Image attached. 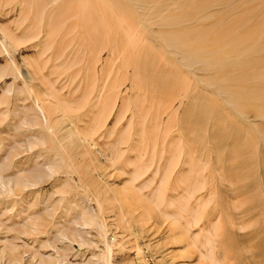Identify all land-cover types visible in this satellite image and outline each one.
Segmentation results:
<instances>
[{"label":"bare ground","instance_id":"obj_1","mask_svg":"<svg viewBox=\"0 0 264 264\" xmlns=\"http://www.w3.org/2000/svg\"><path fill=\"white\" fill-rule=\"evenodd\" d=\"M250 1L252 0L248 3ZM262 1L264 4V0ZM234 2L235 0H228L223 4L228 8ZM257 2L260 3L258 0ZM214 3H198V0H190L189 3H185V0L16 1L21 6L18 17L21 23L12 31L2 30L3 37H0V54L10 56L8 62L0 68V82L7 77L13 79L10 84L6 83V87L2 84L4 90L0 95V107L5 105L6 110L0 111V125L8 127L11 123L14 133L11 140L6 142L5 135L3 137L5 129H2L4 132L0 131V151L6 147L5 154L0 157V201L6 204L25 202L29 196H37L41 185L51 180H54L53 188L59 198L45 204L41 212L30 213V206L28 211L22 209V212H26V220L18 228L15 225L8 227L4 225L7 223L0 221V234L3 229V233L15 231L13 238L5 233L4 238L0 237V256H6L9 264H24L23 253L28 251V244H18L17 239L21 235L38 239L44 234H49L50 237V233L54 231L53 240L40 241L43 247L55 249V255H40L39 264H71L62 250H71L74 243H78L81 248H94V243L86 235H90L97 226H102L105 233L101 238H104L103 250L111 252V248L121 245V241L118 235L111 234L108 237L106 234L108 223L104 222V216L108 212H118L121 215L119 228H140L142 235L155 232L161 228L157 226L168 219V230H173L174 235L177 230L184 228L181 225L185 218L183 212H189L188 226L192 219L194 222L202 220L206 213L208 220H211V216L218 211L228 210L226 198L213 200L200 197L195 206H190V197L185 203L180 202L176 216L167 211V206L174 205L173 200L167 201L168 191L175 189L170 186L169 180L173 166L179 161L183 151L172 153V143L186 139L195 142L198 149L201 145L206 148V129L201 130V121L210 122L214 118L223 122L222 131L218 135L224 133L226 138L233 136L236 130L237 133L244 134L247 128L244 122L234 120L211 100L201 107L199 80L194 79L192 82L186 73L179 72V65L175 60L172 63L176 67L162 66V60L157 58L152 42V39H156L175 49L182 55L185 65L194 66L196 71L215 72L217 75H212V79L206 78L207 83L220 87L227 94L229 103L238 94L241 100L247 98L251 104L253 99L248 94L251 93L253 97L254 92L259 89L251 87L249 89L252 92H249L247 85V94L242 93L241 89L239 93H235L232 86L226 83L228 78L222 79L220 75L229 68L236 71L243 68L241 63H249L252 57L256 61V54L264 51V47L257 41L250 42L252 39H249L251 36L248 34L231 36L226 40L232 34L228 29L222 31L224 33L219 37L213 38L210 37V32L201 31V27L191 28L190 23L201 21L203 13L214 7ZM248 3L243 4L247 6ZM154 7L160 15L157 22L172 31H160L158 37H154L153 31H150L149 38H146L140 30V25H145L141 22L140 11L143 8L153 10ZM175 9H181V12L174 14ZM246 15L251 14L246 13L245 17ZM30 19L33 23L26 25L25 22ZM254 22L253 20L252 23ZM43 36L47 38L45 42ZM37 39H43V43H40V46L43 45L41 50L38 49ZM28 46L34 48L38 55L24 57L20 63L16 54ZM51 49L56 53V62L52 65V56L47 55ZM79 64L81 65L76 69ZM242 72V75L234 77L233 82L240 85L252 81L264 83V71ZM18 80L22 81V85L17 82L21 86L16 88L15 82ZM15 92V104L10 106L12 102L8 100V96ZM263 99L264 95L261 97ZM245 107L246 105H239L238 108L242 119L249 116L246 112L248 107ZM129 113L131 115L128 118ZM10 116H15L17 122L6 123ZM114 116L113 127L107 129L108 120ZM255 116L264 118L260 114ZM123 121L126 125L119 131L118 127ZM193 125L196 127L193 128ZM106 131L110 136L118 134V138H113L114 141L104 148L97 141V136L103 137ZM172 137L176 138L169 142ZM251 145H258V142L252 140ZM167 146L168 162L166 160L162 165L161 158L166 153ZM129 149L137 151L135 160L130 161L129 156H126ZM242 152V149L237 150L238 155ZM220 155L218 162L224 159V154ZM240 165L246 168L244 164ZM254 165L256 162L252 159L248 167L252 168ZM129 166L132 171L128 169ZM11 170L14 174L10 175L8 173ZM151 172L153 177L144 187L149 188L156 179L159 183L156 182L155 191L151 195H146L142 184L137 185L138 187L136 184ZM63 175L64 180L60 177ZM123 176L126 179L124 182L120 181L112 186V179L119 180ZM243 176V179L251 181V188H257L259 176L256 173L251 176L245 172ZM199 180L201 183L193 184L189 190L192 195H196L200 188L204 189L207 185L203 178L198 177L195 181ZM222 181L226 179L223 178L220 182ZM230 187L235 192L242 190L233 185ZM75 195L81 196L80 203H77L78 197L76 200ZM260 207L264 210L260 200L254 198L245 209L238 210L249 214ZM62 213L66 216L63 222L58 220ZM59 214L61 215L58 216ZM231 225L235 226L233 222ZM208 232L204 236L207 253L203 256H209L215 249L229 248H218L224 243V239H220L216 226H212ZM225 237L231 238L232 235L225 230ZM198 242L195 239L193 241L196 246ZM59 243L63 245L59 246ZM110 255L105 253L97 259L109 264L112 259ZM163 258L158 259L156 264L162 263ZM146 263L147 261L142 264Z\"/></svg>","mask_w":264,"mask_h":264},{"label":"rangeland","instance_id":"obj_2","mask_svg":"<svg viewBox=\"0 0 264 264\" xmlns=\"http://www.w3.org/2000/svg\"><path fill=\"white\" fill-rule=\"evenodd\" d=\"M16 1L17 0H0V37H3L2 30L7 29L8 31H12L17 27V25L21 23V21H19L18 19L21 11V6L16 4ZM189 1L190 0H185V3H189ZM192 1L197 2V0ZM202 1H205L207 3L211 2V4L217 1L218 4L214 3V7L210 8L209 11L204 12V16L201 18V21H192L190 23L191 28L195 29L197 27H201V31H207L208 33L210 32V37L213 38L219 37L224 33L222 31L228 29L230 33L232 32V34L229 35L230 37H227L226 40H229L231 36L238 37L239 35L248 34L249 36H251L249 39H252L250 42L257 41V43L259 42V44L262 43L261 46L264 47V32H262V30H264V14H262L264 11V4L262 0H258L260 1V3H258L257 0H252L254 3L252 1L248 3L249 0H235L234 4L232 6H228V8L226 7V4H223L228 0H198V3ZM239 2H241L242 4ZM243 3H248V5L245 6L246 4ZM252 3L254 6L252 5ZM151 5L153 4L151 3ZM24 7H27V5L24 4ZM249 9H251L253 12ZM180 12L181 9H175L174 14ZM244 12L245 14L247 13L251 15H246L245 17ZM159 16V11L155 7L153 10L143 8L140 11L141 22L145 23V25H140V30L146 36V38H149L148 33L150 31H153L154 37H158L160 31H172L171 28L161 26L157 22V18ZM248 16L249 18H253L255 22L252 23L253 20L251 21ZM32 23V19L25 22L26 25ZM256 24L258 27L256 26ZM251 26H254V28ZM250 27L253 29H251ZM260 31L263 33L262 36L260 34ZM43 38L45 42L46 37L43 36ZM42 41L43 39L41 41L37 39V44L39 43L38 49L40 50L43 46H40V43ZM207 41L210 42L209 38H207ZM152 42L155 47V54L157 58L159 60H162V66L176 67L172 63V61L175 60L176 62H178L179 72L186 73V75L191 78V81L194 79L199 80V88L202 91L201 107L209 104V100H211L213 103L222 107L225 112L229 113V115L233 117L234 120L244 122L247 128V131H244L245 135L237 133L236 130L235 132H233V136H228L230 138H226V136H224V133L218 135V133L222 131L223 122H221L220 119L214 118L210 122L201 121V130L206 129V148L201 145L198 149V145L195 142L187 141L186 139H182L181 141L172 143V153L176 152L177 150L183 151L179 156V161L173 166V172L169 180L170 186L175 187V189L174 191H168L167 201L168 199H170L171 201L173 200L174 205L167 206V211L172 216H176L178 214V206L180 202L185 203L190 197L192 200L190 206H195V202L200 197H205V199L212 198L213 200H223L224 198H226L228 199V210L226 212L218 211L217 213H215V215L211 216V220H208V216L206 213L205 217H203L202 220L194 222L192 219L188 226V217L190 218V216L188 215L189 212H183L182 214L185 218H183V223L181 225L182 227L184 225V228H180L179 230H177L176 234L174 235H172L173 230H168V219H166L165 222H161L157 226L161 228H158L155 232H152L154 234L150 233L142 235L140 233V228H135L132 226L125 229L119 228L121 219V217L119 218V216L121 215L118 212H108L104 216V222L107 221L108 223V226H106V234L108 235V237L112 236L113 234L120 236L121 245H115L113 248H111V252L103 250L102 245L104 238H101L104 237L105 233L102 230V226H97L93 230V232L90 233V235H86L87 238L91 240L92 243H94V248H90V246H84L83 248H81L78 243H74L75 245L73 244V248L71 250H62V252H65V257H67V260L69 262L71 261V264H106L104 261L102 262L97 259L98 256L104 255L105 253L111 254L110 256L112 257V259H110L111 262L108 261V263L110 262L109 264H142L145 261H147L146 264H156L157 260L163 257V261L160 264H264V210L261 209V207L255 208L249 214L243 213L244 210H238L242 208L245 209L246 206H248L249 202L254 198H258L264 207V118H257L255 116L256 114L264 115V99L261 100V97L264 95V83L262 82L258 84L252 81L251 83L240 85L233 82L234 77L240 76L242 75V73H244L242 72V70H247L249 73L250 70H256V72L264 71V59H262L264 58V51L256 54V61H253L252 57L249 62L250 64L247 62L241 63L243 68H239L237 69V71L234 68H232L233 70L229 68L228 70H226V72L223 71L224 74L223 72L221 73L220 77H224L225 79L228 78L226 83H228L229 86H232V91L235 93H239L241 89L242 93L247 94L246 88H248L249 92H252L249 89L251 87L260 90H256L253 97L251 96V93L248 94L253 99L251 100V104L249 103L247 98L241 100L238 94H236V99L229 103L227 101V94L224 93L223 90L220 89V87H218V89L216 86H212L211 84L208 85L207 83L206 78L208 79V77H210V79H212L214 77L212 75H217L215 72L207 73L202 70L196 71L194 66L190 67L185 65V62L182 60V55L176 52L175 49L163 45L161 41L156 39H152ZM55 44L57 47V41L55 42ZM50 51L51 52H49V54L47 55L52 56V65L56 62V53L54 49H51ZM34 53L36 54L34 55ZM37 55L38 52L34 48H31V46H28L24 47L20 52H18V54H16V59L17 61L22 63L24 57H35ZM9 58L10 56L8 54H0V68L5 65L6 62H8ZM44 59L46 60L47 58L44 57ZM80 65L81 64L77 65L76 69H78ZM252 67L253 69H251ZM258 68H260V70ZM181 76L185 77L183 74H181ZM198 77H201V81ZM4 80L0 82V95L4 90V87H6L7 84H10L13 81L12 78L8 77ZM17 82H19L20 84L22 81L20 82V80H18L15 82L16 88L22 85V83L21 85H18ZM2 84L4 85V87ZM245 86L247 87L245 88ZM11 96L12 98H10ZM11 96H8V100L12 102L10 103V106H14L16 101V92ZM239 105H246L245 108L248 107L246 112H248L249 116L247 119H242L241 111L238 110ZM4 106L5 105H2L0 107V111L6 110V107ZM256 111H259L260 113H256ZM130 115L131 113L127 115L128 118ZM128 118L126 121H128ZM17 120L18 119L15 116H10L8 122L6 121V123H10L11 121L12 123H16ZM109 120L107 123V129L113 127L115 116L111 117ZM10 125L8 127H5V125H0V131H3V128L5 129V132L3 131L4 133H1H3V137L5 135L4 138H6V142L8 139L11 140L14 134L12 131L13 125L11 123ZM125 125L126 123L125 121H123V123L118 127V130L120 131L122 130V128L124 129ZM238 126L241 127V124H239ZM195 127L196 125H193V128ZM248 132H250L249 135H252L251 137H249ZM28 134H30V131ZM176 135L177 134H175V136ZM107 137H109L110 140ZM111 137L112 139H116L118 138V134L110 136L106 131V134L103 137L97 136V141L102 147L105 148L108 147L109 143H112L114 141V139L111 140ZM192 137L194 138V136ZM173 138L174 137H172L169 142H171ZM252 140L257 141L258 145H251ZM238 149L243 150L240 155L237 154ZM1 151L0 157L2 158L3 154H5L6 152V147H4V150ZM165 152L166 153H164L161 158L162 165L166 160L168 162L169 146L166 147ZM220 154H224V159L222 160V162H218V159L221 156ZM136 155L137 151H131L130 149L126 154L127 157L129 156L130 161L135 160V158L137 157ZM252 159L255 160L256 165H254L253 167L251 166L252 168H250L248 167V163H250ZM240 163L244 164L246 168H243ZM128 169H131V167L129 166ZM245 172L246 174L251 176L254 173L259 176V179H257L259 180L257 188H251V181L248 179H243V175ZM8 174H14V171L11 170ZM152 175L153 172L149 173L148 175L144 176L142 180H139V182H137L136 184V186H140L142 184L141 186L143 187V193H146V195L147 193L148 195H151V193L155 191V186L157 185L156 182L159 183V180L156 179L155 182H153L154 184L150 186L152 188L144 187L147 181H150L152 179ZM60 177L63 180L65 179L64 175ZM198 177H200L201 179L203 178L204 183H207V185L204 189L200 188L199 191H197L199 193L196 192V195H192L189 192L191 186L196 183H201V180L195 181L196 179H198ZM223 178L226 179V181L220 182L221 180H223ZM125 180L126 179L123 176L119 180L112 179L110 183L112 184V186H114L115 184L120 183V181L124 182ZM53 182L54 180H51L42 184L40 189H38L39 192L37 196H29L28 200H26L25 202L6 204L0 201V221H3V224L7 223L4 224L6 226L15 225V227L18 228L20 227V224H23L26 220V212H22V209L27 210V208L30 206V213L41 212L45 204L47 205L53 201H56L59 196L57 192L54 191ZM232 185L237 188H242V190L239 192H235L233 188L230 187ZM211 193L212 196L210 195ZM77 197L78 200L76 199ZM80 198L81 196L75 195L77 203H80ZM202 198L200 200H202ZM111 199H113V197H111ZM74 207L78 208V205H75ZM60 215L61 214H59L58 216ZM65 217V214L62 213L58 220L63 222ZM232 222L235 224V226L231 225ZM126 224L128 225V220H126ZM212 226H216L218 228L220 239H224V243L218 248H229L227 250L215 249L210 253L209 256H203V254L207 253V248H204V236L208 235V231ZM3 230L0 234L1 238H4L6 236L5 234H9V238H13V236L15 235L14 230L10 233L4 232L5 234L3 233ZM180 230H182V232H180ZM225 230L232 235L231 238L225 237ZM50 234H52L50 235V237L49 234H44L43 236L41 235V237L39 236L38 239L32 236L21 235V237L17 239L19 245L28 244L26 247L28 248V251L23 253L25 257L24 264H39L38 257H40V255H46L49 253H54L55 255V249L50 247H43L41 245V241L46 242V240L54 239L55 231ZM36 239L38 241H35ZM194 239L199 241L198 246H196V243H193ZM98 244L100 245L97 246ZM60 245H63V243H59V246ZM1 247L2 244H0V248ZM45 248H47V250ZM23 250L26 249L23 248ZM137 253H140V255L138 256ZM147 259H149L150 262ZM8 262L9 260L6 256H0V264H9Z\"/></svg>","mask_w":264,"mask_h":264}]
</instances>
